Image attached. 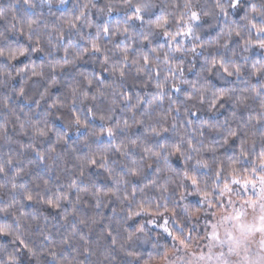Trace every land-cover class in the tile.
Returning a JSON list of instances; mask_svg holds the SVG:
<instances>
[{"label": "clouds", "instance_id": "9594fccd", "mask_svg": "<svg viewBox=\"0 0 264 264\" xmlns=\"http://www.w3.org/2000/svg\"><path fill=\"white\" fill-rule=\"evenodd\" d=\"M0 264H264V0H0Z\"/></svg>", "mask_w": 264, "mask_h": 264}]
</instances>
